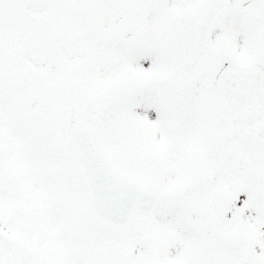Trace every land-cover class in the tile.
<instances>
[{"label":"snow or ice","instance_id":"1","mask_svg":"<svg viewBox=\"0 0 264 264\" xmlns=\"http://www.w3.org/2000/svg\"><path fill=\"white\" fill-rule=\"evenodd\" d=\"M0 264H264V0H0Z\"/></svg>","mask_w":264,"mask_h":264}]
</instances>
